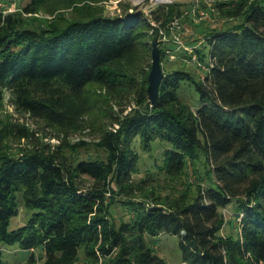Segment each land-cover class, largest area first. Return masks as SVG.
Returning a JSON list of instances; mask_svg holds the SVG:
<instances>
[{
	"label": "trees",
	"instance_id": "obj_1",
	"mask_svg": "<svg viewBox=\"0 0 264 264\" xmlns=\"http://www.w3.org/2000/svg\"><path fill=\"white\" fill-rule=\"evenodd\" d=\"M22 1L21 14L0 11V89L11 93L17 110L66 128L61 114L31 98L38 84L58 85L70 96L91 84L111 94L122 91L134 96L137 110L113 118L117 128L100 131L96 146L104 160L73 165L63 141L32 147L18 158L0 152V264L1 246L15 244L23 251L42 250V264H71L80 249L94 264H166L144 239L161 233L178 238L182 264H264V0L216 2L219 17L241 18L240 25L207 36L202 80L187 72L165 75L153 104L146 76L135 83L112 68L145 45L149 25L140 15L96 16L41 29L27 26L21 15L36 14L47 0ZM184 81L198 94L195 109L178 98ZM135 139L144 150L154 141L168 145L161 170L169 177L182 175L202 155L211 181L198 187L190 203L185 196L167 206L156 202L162 212L133 204L131 220L115 226L106 194L112 184L125 195L138 188L131 184ZM83 178L92 182L88 189ZM20 191L31 215L9 231ZM231 204L239 217L237 238L219 235L220 210ZM27 264H34L33 254Z\"/></svg>",
	"mask_w": 264,
	"mask_h": 264
},
{
	"label": "rangeland",
	"instance_id": "obj_2",
	"mask_svg": "<svg viewBox=\"0 0 264 264\" xmlns=\"http://www.w3.org/2000/svg\"><path fill=\"white\" fill-rule=\"evenodd\" d=\"M220 1L225 0H47L36 14L21 16L26 19L27 26L42 29L50 25L60 28L68 22L96 16L116 18L138 14L149 25V29L144 31L146 39L142 40L145 45H137L112 68L128 74L135 83L142 82L150 71L151 42L158 33L163 74L187 72L193 80L200 81L207 71V36L239 26L242 21L241 18L225 20L219 17L215 3ZM23 5L22 0H0V11L3 14H21ZM30 92L31 98L61 114L59 121H65L66 128L17 110L11 93L0 89V152L6 156L18 158L32 147L48 145L53 148L63 141L62 144L68 145L63 153L73 165L81 160H104L103 151L96 146L100 131L117 128V125H111L113 118L121 120L137 110L132 94H122V91L111 94L93 84L88 85L80 95L70 96L67 90L55 84L48 89L38 84ZM119 94L121 97H118ZM178 98L192 109L198 106V94L189 82L180 83ZM18 129H24L28 135L20 137ZM168 148L165 143L154 141L144 150L138 139L133 141L131 149L137 155V163L131 175V184L133 188H138L125 195L112 184L106 194L109 219L115 226L131 220L134 216L133 204L150 208L158 202L167 206L184 196L185 203H190L198 187L210 183L202 155L196 163L188 162L182 175L166 176L161 166L163 153ZM83 182L86 189L92 184L87 178H83ZM16 201L17 216L11 219L9 231L25 225L31 215L24 207V191L16 193ZM236 212L233 204L220 210V236L238 237L239 217ZM144 239L166 264H182L176 236L161 233L156 237L146 235ZM1 254L4 264H27L30 254L34 256V264L43 263L42 250L23 251L17 244L2 245ZM71 264L94 263H90L84 249H80ZM96 264L112 262L103 259Z\"/></svg>",
	"mask_w": 264,
	"mask_h": 264
},
{
	"label": "water",
	"instance_id": "obj_3",
	"mask_svg": "<svg viewBox=\"0 0 264 264\" xmlns=\"http://www.w3.org/2000/svg\"><path fill=\"white\" fill-rule=\"evenodd\" d=\"M159 40H160V36L157 33L151 42L152 62H151L150 71L147 76L148 85L146 89L147 95H148V102L150 104L155 103L156 100L158 99L159 87L165 76L162 72L161 65H160V52L158 49ZM149 210L162 212L163 208L159 206H152L149 208Z\"/></svg>",
	"mask_w": 264,
	"mask_h": 264
}]
</instances>
